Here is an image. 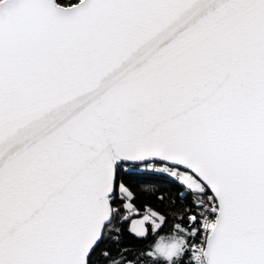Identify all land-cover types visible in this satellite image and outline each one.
Listing matches in <instances>:
<instances>
[{"label":"snow or ice","instance_id":"obj_1","mask_svg":"<svg viewBox=\"0 0 264 264\" xmlns=\"http://www.w3.org/2000/svg\"><path fill=\"white\" fill-rule=\"evenodd\" d=\"M166 0H0V126L99 73ZM214 102L185 101L214 58ZM0 264H264V0H218L43 142L0 159Z\"/></svg>","mask_w":264,"mask_h":264},{"label":"water","instance_id":"obj_2","mask_svg":"<svg viewBox=\"0 0 264 264\" xmlns=\"http://www.w3.org/2000/svg\"><path fill=\"white\" fill-rule=\"evenodd\" d=\"M218 0H166L167 7L154 12L146 25L122 46L118 54L92 79L66 90L30 111L22 119L0 126V159L43 142L65 129L72 121L134 75L159 53L175 44L212 11ZM235 60L217 56L201 70L202 80L185 104L198 107L212 103L232 81Z\"/></svg>","mask_w":264,"mask_h":264}]
</instances>
